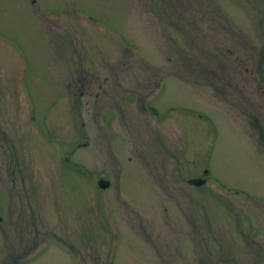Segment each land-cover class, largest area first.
Listing matches in <instances>:
<instances>
[{"label": "rangeland", "instance_id": "rangeland-1", "mask_svg": "<svg viewBox=\"0 0 264 264\" xmlns=\"http://www.w3.org/2000/svg\"><path fill=\"white\" fill-rule=\"evenodd\" d=\"M0 216V264L264 260V0H0Z\"/></svg>", "mask_w": 264, "mask_h": 264}, {"label": "flooded vegetation", "instance_id": "flooded-vegetation-1", "mask_svg": "<svg viewBox=\"0 0 264 264\" xmlns=\"http://www.w3.org/2000/svg\"><path fill=\"white\" fill-rule=\"evenodd\" d=\"M150 171H154V172H152L153 174H156V172L159 170H155V168H150L149 169ZM146 171V170H145ZM161 173V172H160ZM180 173H182V174H185L184 173V171L183 170H180ZM208 173H209V171L206 169V168H204L201 172H199L198 174H196V175H191L188 179H189V183H192L193 185H198V186H202V185H210L211 184V181H210V179H209V177H208ZM110 180L109 178H108V176H105V175H103L102 177H101V180H100V182L102 181V180ZM202 179H205L203 182H201V180ZM99 182V183H100ZM217 183H219L220 184V181H217ZM111 185V182L109 183V185L108 186H106V187H109ZM155 189H159V190H163L164 192H165V188H166V190H167V185H166V187H165V184L164 183H162V182H160V183H156V185H154L153 186ZM105 188V187H104ZM209 188H210V190L212 191V189L213 188H215V187H212V186H209ZM176 190H178V191H180V193L182 194V193H185L186 191L184 190V192H183V190L182 189H180V187H178ZM215 190H216V188H215ZM213 192V191H212ZM179 193V194H180ZM231 193V192H230ZM240 193H243V191H241V192H239V191H235V192H233V194L235 195V194H237V195H239ZM170 195H176V194H174L173 192H171V193H169ZM168 195V194H167ZM229 198H231V196L229 197ZM179 204V203H178ZM180 204H182V202H180ZM0 218H1V216H0ZM148 221H150V220H148ZM244 222H246V223H251L252 222V219L250 218V217H245V218H238V220H237V222H236V228H235V233H236V236L237 235H241V236H244L245 238H246V240H247V236H246V234L245 233H247V231L248 230H250V229H252V226L251 225H249L248 226V228L247 229H245V227H246V225L244 224ZM180 224V223H179ZM178 224V225H179ZM134 227L136 228V223H134ZM259 228V227H258ZM178 229H180V227H178ZM261 229H262V226H261ZM131 232L132 233H134L135 232V230H131ZM156 233H157V237L160 239V240H162L163 242H167V235H165V234H162V231H156ZM170 238H176L177 236H174V237H172V236H169ZM178 255L180 256V253H178ZM229 259H230V261L229 262H227L226 264H232V262H236V263H233V264H238L237 262H240V264L242 263L241 261H239V260H236V261H232V257H229ZM16 264H20V262H16ZM242 264H249V263H247V262H244V263H242ZM251 264H264V260H258L257 262H254V263H251Z\"/></svg>", "mask_w": 264, "mask_h": 264}, {"label": "water", "instance_id": "water-1", "mask_svg": "<svg viewBox=\"0 0 264 264\" xmlns=\"http://www.w3.org/2000/svg\"><path fill=\"white\" fill-rule=\"evenodd\" d=\"M100 184H101L103 187H106V186L109 185V181H108V180H102V181L100 182Z\"/></svg>", "mask_w": 264, "mask_h": 264}]
</instances>
